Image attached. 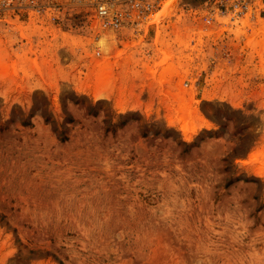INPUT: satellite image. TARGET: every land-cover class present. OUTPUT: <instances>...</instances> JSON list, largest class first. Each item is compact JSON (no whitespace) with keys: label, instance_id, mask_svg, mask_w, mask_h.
<instances>
[{"label":"rangeland","instance_id":"rangeland-1","mask_svg":"<svg viewBox=\"0 0 264 264\" xmlns=\"http://www.w3.org/2000/svg\"><path fill=\"white\" fill-rule=\"evenodd\" d=\"M8 1L0 264H264V5L164 0L115 34Z\"/></svg>","mask_w":264,"mask_h":264},{"label":"built area","instance_id":"built-area-1","mask_svg":"<svg viewBox=\"0 0 264 264\" xmlns=\"http://www.w3.org/2000/svg\"><path fill=\"white\" fill-rule=\"evenodd\" d=\"M8 1V0H7ZM20 6L42 14L49 8L60 10L58 0H17ZM186 1V0H182ZM203 7V21L211 26L217 18L229 17L238 21L246 17L256 19V10L264 0H196ZM164 0H70V4L89 5L93 17L102 30L119 32L124 29L136 30L145 25L159 11ZM8 4L10 1L7 2ZM264 12V9L260 11ZM260 13V15H261ZM118 38V37H116ZM103 49L97 47L96 55L100 56Z\"/></svg>","mask_w":264,"mask_h":264},{"label":"trees","instance_id":"trees-1","mask_svg":"<svg viewBox=\"0 0 264 264\" xmlns=\"http://www.w3.org/2000/svg\"><path fill=\"white\" fill-rule=\"evenodd\" d=\"M45 120L48 122V121H49L48 117H46ZM23 124H24V125H27V124H31V123H30V120H29V119H24V120H23ZM61 139H62V140H66V139H67V136L65 135V131H64V130L61 131ZM238 179H240V178H236L235 180H238ZM231 181H232V180H229V183H230Z\"/></svg>","mask_w":264,"mask_h":264}]
</instances>
